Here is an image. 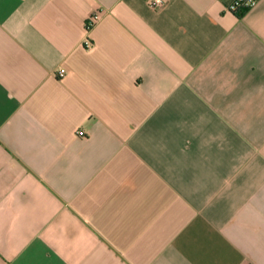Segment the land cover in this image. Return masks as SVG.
I'll return each mask as SVG.
<instances>
[{
	"label": "crops",
	"instance_id": "crops-1",
	"mask_svg": "<svg viewBox=\"0 0 264 264\" xmlns=\"http://www.w3.org/2000/svg\"><path fill=\"white\" fill-rule=\"evenodd\" d=\"M231 3L0 0V264H264V0Z\"/></svg>",
	"mask_w": 264,
	"mask_h": 264
},
{
	"label": "built area",
	"instance_id": "built-area-1",
	"mask_svg": "<svg viewBox=\"0 0 264 264\" xmlns=\"http://www.w3.org/2000/svg\"><path fill=\"white\" fill-rule=\"evenodd\" d=\"M259 0H232L231 8L236 11H245L258 3ZM150 5L153 7H158L163 4L164 0H149ZM99 14L94 13L86 22V26L88 29L92 28L94 24L98 21ZM86 45L90 46L91 41L89 39L86 40ZM66 73V68L59 69L58 75L63 77ZM78 134L83 135L84 131H79Z\"/></svg>",
	"mask_w": 264,
	"mask_h": 264
}]
</instances>
